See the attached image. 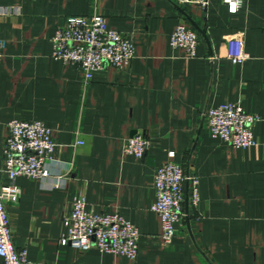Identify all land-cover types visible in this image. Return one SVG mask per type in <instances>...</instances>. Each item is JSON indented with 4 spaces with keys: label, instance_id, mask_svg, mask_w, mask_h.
<instances>
[{
    "label": "crops",
    "instance_id": "1",
    "mask_svg": "<svg viewBox=\"0 0 264 264\" xmlns=\"http://www.w3.org/2000/svg\"><path fill=\"white\" fill-rule=\"evenodd\" d=\"M95 14L132 39L135 59L87 83L80 67L53 58L52 39L69 17ZM180 24L198 36L194 58L170 46ZM239 34L249 59L234 65L227 43ZM0 41V168L8 124L41 122L55 143L46 169L67 176L60 188L16 181L22 195L8 212L29 264H264V0H243L236 13L222 0L206 10L173 0H0ZM227 103L260 116L256 147L211 137L204 114ZM136 133L152 142L142 160L124 153ZM170 153L198 178L199 202L187 183L185 218L167 247L151 208ZM80 196L88 211L119 214L138 228L136 260L61 245Z\"/></svg>",
    "mask_w": 264,
    "mask_h": 264
},
{
    "label": "built area",
    "instance_id": "2",
    "mask_svg": "<svg viewBox=\"0 0 264 264\" xmlns=\"http://www.w3.org/2000/svg\"><path fill=\"white\" fill-rule=\"evenodd\" d=\"M179 6L195 5L203 9L209 0H173ZM232 13H236L243 0H222ZM53 58L83 70L85 81L92 80L96 72L108 67L123 70L135 59V48L131 38L107 27L104 17L95 14L89 17H69L52 39ZM199 40L196 32L180 24L170 39L174 49H184L189 58L196 56ZM5 44L0 41V60ZM227 55L234 65L249 59L245 51L243 34L228 40ZM212 138L219 139L236 149L257 146L253 129L261 118L248 114L236 104H223L204 114ZM8 137L3 150L4 162L0 173L7 183L0 182V258L3 264H29L27 252L16 249L8 208L19 203L22 191L16 181L20 177L34 181H53L60 188L66 175L54 176L46 169L52 159L55 143L52 131L41 122L13 120L8 124ZM82 145V142H78ZM152 145L142 133L134 134L126 143L124 153L142 160ZM174 153L161 166L155 176L156 201L152 211L161 221V240L165 246L173 243L177 225L185 218V187L192 190V201L199 202V180L187 177L181 164L174 161ZM67 233L61 239L62 246H71L86 252L97 249L102 253L123 256L136 260L139 254L140 232L132 223L119 214L99 215L87 210L85 197L74 199L72 210L65 217Z\"/></svg>",
    "mask_w": 264,
    "mask_h": 264
}]
</instances>
